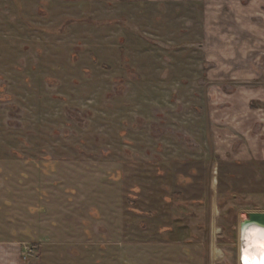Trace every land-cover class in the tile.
<instances>
[{
	"label": "rangeland",
	"instance_id": "rangeland-1",
	"mask_svg": "<svg viewBox=\"0 0 264 264\" xmlns=\"http://www.w3.org/2000/svg\"><path fill=\"white\" fill-rule=\"evenodd\" d=\"M258 2L0 0L12 264H242L237 226L264 212Z\"/></svg>",
	"mask_w": 264,
	"mask_h": 264
},
{
	"label": "clouds",
	"instance_id": "clouds-1",
	"mask_svg": "<svg viewBox=\"0 0 264 264\" xmlns=\"http://www.w3.org/2000/svg\"><path fill=\"white\" fill-rule=\"evenodd\" d=\"M242 264H264V225L244 221L237 226Z\"/></svg>",
	"mask_w": 264,
	"mask_h": 264
},
{
	"label": "crops",
	"instance_id": "crops-1",
	"mask_svg": "<svg viewBox=\"0 0 264 264\" xmlns=\"http://www.w3.org/2000/svg\"><path fill=\"white\" fill-rule=\"evenodd\" d=\"M258 1H259L258 4H254V6L252 8L254 10L256 8H258V11L261 12L263 10L261 8L264 7V0H258ZM243 8H245L244 9V13H247V14H250L251 13L250 12L251 8H249L250 10L249 9L247 10L246 7H243ZM254 10H252V11H254ZM245 11H247V12H245ZM261 102H264V97H262ZM257 113H263L264 114V107L261 108V109H259V110H257ZM260 117L262 118V116H260ZM261 120L264 121V119H261ZM16 253L17 252H16L15 249L14 250L13 249H10L9 247H6L5 245H2L0 243V264H12V262H11V255H13V254L16 255Z\"/></svg>",
	"mask_w": 264,
	"mask_h": 264
},
{
	"label": "water",
	"instance_id": "water-1",
	"mask_svg": "<svg viewBox=\"0 0 264 264\" xmlns=\"http://www.w3.org/2000/svg\"><path fill=\"white\" fill-rule=\"evenodd\" d=\"M247 220L255 221L261 225H264V212L248 213L247 214ZM247 220H245V221H247Z\"/></svg>",
	"mask_w": 264,
	"mask_h": 264
},
{
	"label": "bare ground",
	"instance_id": "bare-ground-1",
	"mask_svg": "<svg viewBox=\"0 0 264 264\" xmlns=\"http://www.w3.org/2000/svg\"><path fill=\"white\" fill-rule=\"evenodd\" d=\"M245 220H247V216H245V219H244L243 221H245ZM243 221H242V222H243ZM240 261L242 262V260H241V259H240Z\"/></svg>",
	"mask_w": 264,
	"mask_h": 264
}]
</instances>
